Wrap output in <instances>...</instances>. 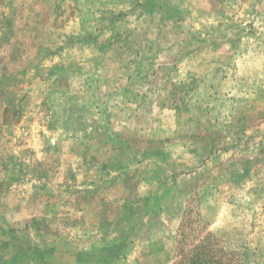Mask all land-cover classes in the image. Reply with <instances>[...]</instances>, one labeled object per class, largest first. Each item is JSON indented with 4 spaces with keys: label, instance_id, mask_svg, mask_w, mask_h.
<instances>
[{
    "label": "rangeland",
    "instance_id": "1",
    "mask_svg": "<svg viewBox=\"0 0 264 264\" xmlns=\"http://www.w3.org/2000/svg\"><path fill=\"white\" fill-rule=\"evenodd\" d=\"M210 233L264 264V0H0V264Z\"/></svg>",
    "mask_w": 264,
    "mask_h": 264
},
{
    "label": "trees",
    "instance_id": "2",
    "mask_svg": "<svg viewBox=\"0 0 264 264\" xmlns=\"http://www.w3.org/2000/svg\"><path fill=\"white\" fill-rule=\"evenodd\" d=\"M218 239L210 233L188 248L181 247L175 260L170 264H241L236 252H226Z\"/></svg>",
    "mask_w": 264,
    "mask_h": 264
}]
</instances>
